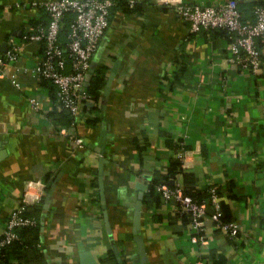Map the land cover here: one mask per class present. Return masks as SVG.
<instances>
[{
  "label": "crops",
  "instance_id": "1",
  "mask_svg": "<svg viewBox=\"0 0 264 264\" xmlns=\"http://www.w3.org/2000/svg\"><path fill=\"white\" fill-rule=\"evenodd\" d=\"M33 1L47 0H0V48L10 34L19 43L0 75V233L21 199L39 202L40 255L27 264H80L83 250L101 264L109 248L119 264H264V49L261 68L250 71L227 60V37L191 31L174 10L178 1L225 0L115 7L86 77L101 69L102 86L73 127L50 114L56 88L34 71L42 44L24 35L46 15ZM177 141L184 151L176 181L215 186L223 215L239 225L236 237L214 227L207 203V242L195 241L172 201L145 206L146 188L133 231L136 186L166 172Z\"/></svg>",
  "mask_w": 264,
  "mask_h": 264
},
{
  "label": "built area",
  "instance_id": "2",
  "mask_svg": "<svg viewBox=\"0 0 264 264\" xmlns=\"http://www.w3.org/2000/svg\"><path fill=\"white\" fill-rule=\"evenodd\" d=\"M239 1L225 0L216 5L178 1L174 5V10L188 23L191 31L225 29L229 34L227 60L255 72L263 63L264 5H254L252 9L254 19L244 20L241 17ZM128 2L132 6L135 0H128ZM32 4L43 8L48 15L46 23L31 24L24 35L25 39L39 41L42 44L41 55L34 65V71L39 77L48 79L54 84L56 88L54 106L69 112L72 120L68 127H73L75 116L83 109V104L92 100L85 90L84 83L90 68L91 56L108 26L109 13L115 0H47L33 1ZM19 5L15 3V6ZM70 11L73 12L74 18L69 24L66 39L63 41L60 37V29L65 14ZM14 36L10 34L6 40V49L0 50V75L6 63L15 62L18 58L19 43ZM12 82L19 87L15 79H12ZM29 103L33 107L38 104L35 98H29ZM60 130L76 145H83V139L80 136L65 131V128ZM183 151L182 148L177 151V156L181 159ZM165 181H162L157 189L163 200L172 201L176 210L190 215L189 226L195 241L207 242L203 229L207 203L212 207L209 217L214 227L220 229L227 237L232 238L238 235L239 225L236 221L221 219L219 195L215 191V186L210 185L208 202H198L183 192L181 185L175 179V174L172 184ZM33 201L21 199L10 211L0 233V249L17 237L15 228L36 223L35 216L25 213L26 206Z\"/></svg>",
  "mask_w": 264,
  "mask_h": 264
},
{
  "label": "trees",
  "instance_id": "3",
  "mask_svg": "<svg viewBox=\"0 0 264 264\" xmlns=\"http://www.w3.org/2000/svg\"><path fill=\"white\" fill-rule=\"evenodd\" d=\"M119 4L124 6L126 9L131 8L135 5V3L132 6L129 5L128 1L120 2L118 0H115V4L111 8L110 13ZM256 4L264 5V0H253L250 2H240L239 1V9L241 11L242 19L244 20L254 19L252 9H253V6ZM41 9L45 13L46 18L42 21H34L32 23L33 25H35L37 22H40V23L47 22L48 15L43 8ZM110 13H109V17H110ZM73 18H74V14L71 11L67 12L64 16L63 25L60 29V37L61 39H63V41H65L66 39L65 35H66V32L68 31L69 24ZM205 30L212 31V33H219L220 35H223L224 37H227L229 39V34L225 29L212 28V29H205ZM43 79L49 81L48 79H45V78ZM102 82H103L102 70L95 69L91 75V78L87 86L85 87L86 92L90 94L92 99L95 100L97 98L99 94V90L102 86ZM56 109H57L56 107L51 109L50 114L53 116L56 115L55 117L59 119L63 118L64 123L69 125L70 121L72 120V117L69 114V112L64 109H58V110ZM88 121L95 122L96 119L95 117H92L88 119ZM180 148L184 150V146H182L181 143L177 141L175 143L176 153L174 157L171 159L169 166L166 169V172L160 177L153 176L149 180V183L147 184L146 191L143 197V202L145 206L151 207L152 205H157L160 201H162L163 198L161 196L160 191L157 189V186L162 181L167 180L170 175L179 174L183 171L182 159L177 156V151ZM185 180L186 182H188L189 180L187 174H185ZM182 189L185 194L190 195L194 200L198 202H202V201L208 202L210 200V190H209L210 186L205 187L202 191L200 189H192V188H186V187H182ZM215 191L219 195V192L217 191L216 188H215ZM38 203L39 202L28 204L25 209L26 214L35 216L36 223L33 225H23V226H19L15 228L17 237L11 240L8 244H6L0 249V264H27V262H32L34 260V257L38 256L39 249H38V243H37V238H36V231L39 226V212H38V205H37ZM175 215H176V218H180V220L185 224H188L190 222V215L187 212L176 210ZM221 219L223 221L231 220V219H227L223 215V213L221 215ZM101 264H119L111 248L108 249L107 255L105 258L102 259Z\"/></svg>",
  "mask_w": 264,
  "mask_h": 264
},
{
  "label": "water",
  "instance_id": "4",
  "mask_svg": "<svg viewBox=\"0 0 264 264\" xmlns=\"http://www.w3.org/2000/svg\"><path fill=\"white\" fill-rule=\"evenodd\" d=\"M7 43L4 42L3 47L0 48V50L4 51L6 49ZM88 81L86 80L84 85H87ZM170 179L166 180L165 182L168 184H172L173 182V178L174 175H170ZM54 186V183L51 184V187L49 189V191L51 192V188ZM137 187V191L135 192L133 196V198L135 199L134 202L132 203V205L134 206V211H133V231L136 233L137 231H139V215H140V207H141V202H142V197H143V192L144 189L147 187L146 184H142V183H138ZM100 194L101 196L103 195V189L101 186V181H100ZM103 216H104V223H105V227L107 229V231L110 233L111 228L109 225V221H108V217H107V212L105 209H103ZM140 253H143V249L139 250ZM116 253V251H115ZM79 261L80 264H100L99 261L92 255V253L89 250H83L79 253ZM135 261L137 262V264H148L142 257H138L137 259H135Z\"/></svg>",
  "mask_w": 264,
  "mask_h": 264
}]
</instances>
